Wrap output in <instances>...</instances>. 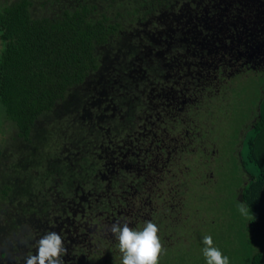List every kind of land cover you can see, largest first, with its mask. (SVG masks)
Listing matches in <instances>:
<instances>
[{
    "label": "flooded vegetation",
    "instance_id": "af4514ba",
    "mask_svg": "<svg viewBox=\"0 0 264 264\" xmlns=\"http://www.w3.org/2000/svg\"><path fill=\"white\" fill-rule=\"evenodd\" d=\"M30 1L0 0V13L18 2H22L19 10L29 13L32 8ZM120 1L102 0L103 11L105 6L112 7ZM143 1L144 4L136 11L133 9L128 17L121 12L127 20L121 21L123 27L118 31L120 42L117 37H112L111 40L117 44L105 45L101 59L103 65L106 64L104 72L108 73L104 76L97 75L86 86L90 99H87L84 117L90 123L93 119L96 122L104 121V129L107 130L106 143L98 149L102 153L103 171L97 173V181H64L68 190L66 196H61L59 181L63 180L59 179V142L49 139V146L43 154L32 156L35 126L31 123L23 129L16 121L6 117L0 103L1 242L19 246V239L24 234L29 236L25 232L27 223L36 220L40 223L42 233L33 238H22L24 242L33 239L28 246L36 250V242L45 232H57L65 242L67 254L64 258L68 260L72 258L71 250L75 249L74 245L85 248L95 246L99 237L96 234L106 240L107 252L112 253L111 249L115 251V246L119 248V241L113 234L105 235L116 222L123 224L126 221L130 227L142 230L140 225L145 220H151L159 228L158 235L163 237L179 233L184 235L186 231L181 228H186L184 223L187 221H196L194 227L200 223L199 216L202 217L203 214L198 205L201 208L203 204L199 201L203 202L207 193L206 186L212 178L211 167L218 162L222 152L218 141L226 138V132L219 128L224 124L222 120L226 119L224 102L230 99L232 92L245 80L255 76L264 77V66L254 75H251L253 71L249 65H243L242 69L230 68L229 65H233L235 60L241 59L237 51L228 61L221 60L217 64L218 72L235 73V84H230V87L223 84L226 78L224 75L210 77L206 67L188 71L185 63L198 62L201 54L190 44L189 39L184 38L181 31H164L168 25L167 17L171 9L179 12L185 10L192 20L210 17L215 13L217 16L222 1L216 5L219 6L215 7L217 11L209 14L202 0ZM255 2L251 5L236 2L241 5L243 14L249 13L248 17L241 18L238 10L236 14L231 11L227 17H222L217 31L231 35L227 39L228 48L234 49L232 41L236 37L250 32L253 29L251 26L257 27L260 24L264 9L260 0ZM35 3L38 11L48 8L47 12L55 9V14H59V0H35ZM78 3L75 5H79ZM146 6L148 10H145ZM149 14H154L153 21L158 19L159 27H152L154 25L151 24L148 28L144 26V17ZM240 18L251 25L241 32L237 24ZM123 45L126 46L125 54L129 55L130 63L138 65L132 71L142 73V80H145V102L148 106L142 107L141 104L130 110L126 105L111 99L112 87H106L108 80L105 76L115 70L116 65L118 75L121 72L119 64L123 60L120 47ZM145 60L149 62L148 65H144ZM157 60L163 68V75L161 80L156 78L151 82V74L146 66L156 67ZM226 66L229 67L228 71ZM217 84H220V88L216 87ZM54 108L45 113L49 117L48 121L59 118ZM255 118L256 115L253 114L252 119L242 123L244 131L252 127ZM42 123L45 124V120ZM215 130L220 131L217 136ZM206 132L211 135V141L205 142ZM47 137V134H42L43 139ZM47 153L49 154L45 157ZM52 153L57 154L55 159L49 158ZM235 154H238V148ZM113 183L119 187H128L125 196L120 197L123 203L116 207L118 210L115 213L109 202L112 197H117V194L111 192ZM95 184L102 185L103 189L95 191L84 188ZM187 192L191 195H187ZM240 194L241 192L238 199L241 201ZM188 198L195 201L194 207L184 203ZM102 204L104 226L100 227L96 220L100 217L98 214L102 215ZM176 208L180 212L179 216L175 215ZM173 214L174 218L177 216L175 224L168 217ZM79 218L83 222L67 227L66 222L72 224ZM76 226L78 233L73 232L70 236L68 230L74 231ZM161 227L168 230L161 232ZM168 241L169 243L162 241L165 252L168 246L174 250V241ZM189 243L187 238L186 244ZM14 257L16 260L12 264H24V257L16 254Z\"/></svg>",
    "mask_w": 264,
    "mask_h": 264
},
{
    "label": "trees",
    "instance_id": "16d2710c",
    "mask_svg": "<svg viewBox=\"0 0 264 264\" xmlns=\"http://www.w3.org/2000/svg\"><path fill=\"white\" fill-rule=\"evenodd\" d=\"M77 2L79 5L76 6ZM30 4L29 13L19 10L22 2L12 4L0 13V42H3L0 44V103L6 117L16 121L23 129L31 123L35 126L32 156L43 154L49 146V139L59 142V179L63 180L59 181V193L66 196L68 187L64 181H97V173L103 171L102 153L98 149L106 143L107 130L104 129V121L93 119L90 123L84 117L87 99H90L86 86L97 75L108 73L105 74L106 64L103 65L101 60L104 46L117 44L111 40L112 37H117L120 42L118 31L123 27L121 21L127 19L120 10L112 7L105 6L103 11L102 0H59L58 15L55 9L38 11L35 0H31ZM263 20L264 16H261L260 23ZM125 49V45L120 47L123 60L119 64L121 72L118 75L116 65V69L105 76L108 80L106 87H112L111 99L134 110L141 104L142 107L148 106L145 102L146 83L142 80V73L132 71L138 65L130 63ZM148 64L145 60L144 65ZM146 68L151 74V82L156 78L161 80L163 68L159 60L156 67ZM263 78L259 104L254 110L256 118L249 134L243 139L248 148L244 163H251L252 170L248 171L244 166L248 177L240 191L241 203L249 208L251 214L245 225L247 243L259 248V252L253 255L254 264L264 263ZM53 108L59 118L48 121L45 113ZM44 120L45 124L42 123ZM42 134L48 137L43 139ZM56 156L52 153L49 158L55 159ZM84 188L103 189L99 184ZM112 189L117 197H112L109 202L115 213L118 210L116 207L123 203L120 197L125 196L128 187L113 183ZM103 205L102 215L98 214L100 217L96 220L100 227L104 226ZM96 236H99L96 245L91 248L74 245L72 258L67 260L63 256L64 264H122L120 251L111 249L112 253L107 252L106 240L98 234ZM116 247L115 250L119 249Z\"/></svg>",
    "mask_w": 264,
    "mask_h": 264
},
{
    "label": "rangeland",
    "instance_id": "374dc122",
    "mask_svg": "<svg viewBox=\"0 0 264 264\" xmlns=\"http://www.w3.org/2000/svg\"><path fill=\"white\" fill-rule=\"evenodd\" d=\"M182 1V0H181ZM221 6H216L220 4ZM106 2V0H104ZM205 4L207 13L216 12L217 8H220L219 15L216 13L210 17L205 16L202 19L192 20L188 13L184 11H176L171 9V13L167 17V27L165 32L172 33L181 31L184 38L190 40V44L195 50L201 54L198 62H186V68L190 71L192 68H207V73L210 77L219 74L224 75V85L235 84V73L230 74L228 72H218L217 64L221 60L228 61L234 53L239 52L241 59L235 60L233 65H229L230 68L242 69L243 65H249L252 69L251 75H254L256 71L264 66V20L261 21L257 27L251 26L244 22L241 18L249 16V13L243 14L241 5L236 2H240L242 5H251L255 0H202ZM261 7L264 9V0H260ZM144 4L143 0H121L115 3L112 8L120 10L126 17L132 12L133 9L140 8ZM162 4V3H161ZM256 4V2L254 3ZM214 5V6H212ZM153 7L157 8V5L153 4ZM125 9V10H124ZM148 10V6L145 7ZM241 14L240 20L237 22L239 31L246 29L247 27H253L250 32L236 37L232 44L233 48H228L227 39L229 36L226 33L221 34L217 31V27L221 23L222 17H227L231 11L235 14ZM126 11V13H125ZM153 11V10H151ZM141 15L142 11L140 12ZM168 13V11L166 12ZM149 14L144 17V26L154 25L152 27H159L157 20L153 21L152 16ZM236 23V22H235ZM204 30V31H203ZM245 31V30H244ZM162 33V32H159ZM226 66V70H229ZM249 72V71H243ZM241 73V72H240ZM261 76L252 77L245 80L238 89L230 95V99L224 102L226 111L224 116L226 119L222 120L224 123L219 128H223L226 132V138L218 141L220 143L222 152L218 162L211 167L212 178L209 180L206 191L207 193L203 197V204L199 211L202 212L203 216H199L200 223L196 225V221L190 220L184 223L186 228L181 230L186 231L184 235L181 233L169 236L159 234L161 240L165 243H169L168 239L174 241V250L170 246L166 249L159 260V264H207L205 257L203 256L204 245L202 238L205 235H211L214 241V245L219 248L222 253L229 257L230 264H254L252 263L253 255L259 252L257 246L248 244V234L245 229V225L250 218L249 212L248 217H244L238 210V205L243 204L238 199V195L248 177L247 171L244 168L247 167L248 171H251V163L245 164L246 154L248 148L246 142L243 141L245 136L249 134L250 128L244 131L242 123H247L248 120L252 119V114L257 109L259 104V91L261 86ZM264 79V78H263ZM217 88H220V84H217ZM222 88V87H221ZM255 115L257 113H254ZM248 125H245V127ZM207 130V129H206ZM216 136L220 133L219 130H215ZM238 135V136H237ZM239 138V139H238ZM211 135L206 132L205 142L211 141ZM238 141V142H237ZM237 143V146L235 147ZM238 148V154H235V150ZM219 155V153H218ZM239 192V193H238ZM187 195H191L187 192ZM178 201V199H175ZM179 202V201H178ZM188 206L194 207L195 201L188 198V201L184 202ZM249 209V208H248ZM192 213V212H191ZM168 214V213H167ZM177 216L180 212L176 208ZM177 216L174 218V214L168 216L173 220L175 224ZM141 219V217H139ZM151 220H145L140 227L143 229L145 223ZM76 222H83L81 218L75 219L74 223H68L75 225ZM172 224L171 228L174 227ZM66 226V225H65ZM28 228L32 231H29ZM78 227L73 230H68L71 235L73 232L78 233ZM35 230V231H33ZM168 229L161 227V232L167 231ZM26 234L22 238H33L42 233L40 223L36 220H30L26 225ZM111 236V231H107L105 235ZM20 238L19 246H9L10 244L0 241V264H12L15 262L14 255L25 257L26 255H35L36 250L33 247L28 246L33 239H29L28 242H24V239ZM187 238L190 240L189 244H186ZM116 249L115 251H118ZM173 250V251H172ZM264 255V251H263ZM264 264V263H258Z\"/></svg>",
    "mask_w": 264,
    "mask_h": 264
},
{
    "label": "clouds",
    "instance_id": "9594fccd",
    "mask_svg": "<svg viewBox=\"0 0 264 264\" xmlns=\"http://www.w3.org/2000/svg\"><path fill=\"white\" fill-rule=\"evenodd\" d=\"M238 210L242 216H249L245 205H238ZM110 231L119 241L122 264H159L165 249L155 223L148 221L142 230H136L126 221L123 224L116 222L111 225ZM36 243V254L26 255L24 264H64L63 256L67 254V248L59 233L45 232ZM202 243L207 264H230L229 257L214 245L211 235L203 236Z\"/></svg>",
    "mask_w": 264,
    "mask_h": 264
}]
</instances>
